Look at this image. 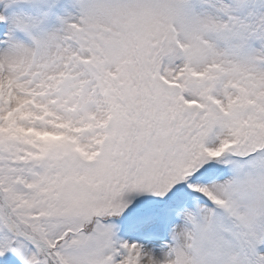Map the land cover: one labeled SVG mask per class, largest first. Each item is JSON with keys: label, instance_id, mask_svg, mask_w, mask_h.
Listing matches in <instances>:
<instances>
[{"label": "snow or ice", "instance_id": "obj_1", "mask_svg": "<svg viewBox=\"0 0 264 264\" xmlns=\"http://www.w3.org/2000/svg\"><path fill=\"white\" fill-rule=\"evenodd\" d=\"M0 264H264V0H0Z\"/></svg>", "mask_w": 264, "mask_h": 264}, {"label": "rangeland", "instance_id": "obj_2", "mask_svg": "<svg viewBox=\"0 0 264 264\" xmlns=\"http://www.w3.org/2000/svg\"><path fill=\"white\" fill-rule=\"evenodd\" d=\"M121 235H124V233L123 232H121ZM157 251H159V248L157 247Z\"/></svg>", "mask_w": 264, "mask_h": 264}]
</instances>
